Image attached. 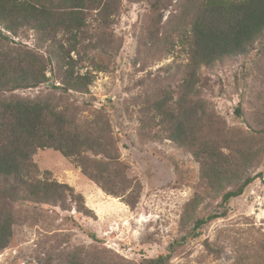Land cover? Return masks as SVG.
Returning <instances> with one entry per match:
<instances>
[{
    "label": "trees",
    "instance_id": "16d2710c",
    "mask_svg": "<svg viewBox=\"0 0 264 264\" xmlns=\"http://www.w3.org/2000/svg\"><path fill=\"white\" fill-rule=\"evenodd\" d=\"M138 2L150 7L145 39L151 46L145 43L144 50L171 54L180 47L186 58L176 67L177 78L140 97L132 115L143 142L175 144L198 165L180 215L186 232L180 241L198 239L205 226L225 218L230 202L262 177L250 172L264 160V0H182L171 34L163 39L156 34L160 11L172 0H0V254L9 247L15 226L27 220L29 208L97 218L82 194L40 171L34 162L39 150L60 153L107 196L131 209L139 204L142 184L121 160L107 114L82 118L62 104L65 95L88 96L97 74L109 71L122 45L113 29L123 5ZM20 38L33 39L34 46L15 40ZM254 51L251 65L237 75L239 123L230 125L202 98V89L210 88L205 74ZM50 82L54 87L46 96L15 95ZM90 237L99 242L96 235ZM63 241L55 235L56 245ZM203 245L214 259L231 246L234 264H264V235L255 232L222 230L218 239ZM59 254L63 264H124L97 245ZM171 258L168 253L141 264H170Z\"/></svg>",
    "mask_w": 264,
    "mask_h": 264
},
{
    "label": "rangeland",
    "instance_id": "374dc122",
    "mask_svg": "<svg viewBox=\"0 0 264 264\" xmlns=\"http://www.w3.org/2000/svg\"><path fill=\"white\" fill-rule=\"evenodd\" d=\"M181 3L182 0H172L167 3L168 8L160 11L162 18L156 33L159 39L171 34L170 28ZM149 8L145 2L123 5L113 29L122 45L110 61L109 71L97 74L88 96L65 95L62 102L63 107L73 109L82 118L98 111L107 114L113 135L118 139L121 160L129 165L130 177L142 184L139 204L131 209L121 199L107 196L60 153L39 150L34 162L40 171L51 172L56 181L82 194L86 206L97 218L81 217L74 210L64 213L49 207L36 211L29 208L27 220L15 226L9 247L0 254V264H63L60 251L95 245L124 264H141L144 259L168 253L172 255L170 264H234L236 256L231 246L226 247L220 258L214 259L206 254L204 242L215 241L222 230L233 235L249 232L264 235L263 160L258 169L250 172V176L262 173V177L256 178L241 197L230 202L225 218L205 226L198 239L180 241L186 233L180 215L192 195L198 165L175 144L143 142L132 117L139 109L140 97L167 88V84L177 78L176 67L186 62L180 47L171 54L150 51L146 47L144 50L145 43L151 46L145 39L146 35L150 36ZM15 40L31 48L34 46L31 38ZM256 53L220 64L205 74L210 88L202 89V98L230 125L239 123L235 116L239 102L236 84L241 81L237 82V75L251 65ZM48 89L51 87L46 85L18 91L15 95L35 99L46 96ZM93 234L99 242L92 240L90 235ZM55 235L64 238L63 243L56 245ZM50 254H53L51 259Z\"/></svg>",
    "mask_w": 264,
    "mask_h": 264
},
{
    "label": "water",
    "instance_id": "95a60500",
    "mask_svg": "<svg viewBox=\"0 0 264 264\" xmlns=\"http://www.w3.org/2000/svg\"><path fill=\"white\" fill-rule=\"evenodd\" d=\"M53 86H54V85H53L52 83H49V87H51V88H52Z\"/></svg>",
    "mask_w": 264,
    "mask_h": 264
}]
</instances>
